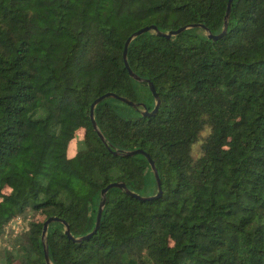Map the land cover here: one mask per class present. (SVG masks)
Returning a JSON list of instances; mask_svg holds the SVG:
<instances>
[{
  "label": "trees",
  "instance_id": "trees-1",
  "mask_svg": "<svg viewBox=\"0 0 264 264\" xmlns=\"http://www.w3.org/2000/svg\"><path fill=\"white\" fill-rule=\"evenodd\" d=\"M0 0V264H264V0ZM94 107L105 137L89 117ZM82 136L73 155L70 142ZM155 163L161 194L146 157ZM21 219L12 233L10 223Z\"/></svg>",
  "mask_w": 264,
  "mask_h": 264
},
{
  "label": "water",
  "instance_id": "water-1",
  "mask_svg": "<svg viewBox=\"0 0 264 264\" xmlns=\"http://www.w3.org/2000/svg\"><path fill=\"white\" fill-rule=\"evenodd\" d=\"M231 4H232V0H228L227 1V5H226L225 14L223 16V26H222L221 31L218 34H211L208 31V28L205 27L203 24L191 23V24L183 25V26H181V27H179L177 29L168 30L166 32L159 31L155 25H146V26H143V27L135 30L134 32H132L126 38V40L124 42V45H123V51H122V58H123L124 66L127 69L129 75L133 79H135L137 81L144 80L147 83V85H148V87H149V89H150V91H151V93H152V95H153V97L155 99V104H154L153 109L150 112H148L147 109L144 108L143 111H142L143 115H149L150 113L155 112L157 110V107H158L159 103H160V100L158 98V95H157V93H156V91L154 89V86H153L152 82L149 81L148 79H142V78L138 77L133 72V70L130 68V66L128 64V61H127V48H128L129 43L135 37H137V36H139V35H141V34H143L145 32L154 31L158 35L164 36L166 38H170V37L176 36V35L180 34L181 32H183V31H185L187 29L193 28V27H201V28H203L205 30L206 34H207V37L210 38V39L215 40L216 38L221 36L226 31L227 22H228V19H229V16H230ZM107 97H113L115 99H118V100H120L122 102H125V103H127L129 105H132V106L135 105V103H133L129 99H127V98H125L123 96L117 95V94H115L113 92H106V93L100 95L99 97H97L96 99H94L92 101V103L90 105V108H89L90 121H91V124L93 126V129L96 131L98 137L100 138V140L105 145H107L105 137L102 134V132L100 131V129L98 128L97 123H96L95 118H94V107L96 106V104H98L100 101H102L103 99H105ZM123 153L126 154V155H134V154L138 153V154H142V155H144L146 157V159H147V161H148V163L150 165V168H151V170H152V172L154 174V177H155V180H156V184H157V192H156V194L154 196L160 195L161 194L160 179L158 177V173H157V170H156V167H155V163H154L153 159L150 157V155L147 152H145L144 150L140 149V148L134 149V150H131V151H125ZM113 187L124 189L130 195H134V196L140 197L139 195L129 191L126 188V184L123 181H114V182L108 183L105 187H103L100 190V200H99L98 208H97V212H96L94 228H93V230L90 233L84 235L83 237H74L70 233V228H69V225L67 224V222L65 220L61 219V218H58L56 216H49V217H47L44 220L43 225H42V231H41V241L43 242V253H44L45 264H52L50 259H49V256H48L47 243H46V235H47V230H48L49 224L52 223V222H61L63 224V226H64V233L67 235L68 238L72 239L73 241H79L80 239L85 238L87 235L93 234L98 229V226H99V223H100L102 211H103V208H104V205H105L106 193H107V191L110 188H113ZM140 198H143V197H140Z\"/></svg>",
  "mask_w": 264,
  "mask_h": 264
},
{
  "label": "rangeland",
  "instance_id": "rangeland-1",
  "mask_svg": "<svg viewBox=\"0 0 264 264\" xmlns=\"http://www.w3.org/2000/svg\"><path fill=\"white\" fill-rule=\"evenodd\" d=\"M81 136H82V130H79L77 132V135H76L75 139H73L70 142L69 149H68V155L69 156L74 154L75 148H76V143L81 138ZM20 224H21V219L20 218H16L10 223V229H11L12 233H14V232H16L18 230Z\"/></svg>",
  "mask_w": 264,
  "mask_h": 264
}]
</instances>
